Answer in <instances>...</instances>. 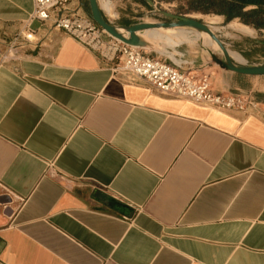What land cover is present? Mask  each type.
<instances>
[{
	"label": "crops",
	"instance_id": "obj_1",
	"mask_svg": "<svg viewBox=\"0 0 264 264\" xmlns=\"http://www.w3.org/2000/svg\"><path fill=\"white\" fill-rule=\"evenodd\" d=\"M32 8L0 0V264H264V110L127 82Z\"/></svg>",
	"mask_w": 264,
	"mask_h": 264
},
{
	"label": "rangeland",
	"instance_id": "obj_2",
	"mask_svg": "<svg viewBox=\"0 0 264 264\" xmlns=\"http://www.w3.org/2000/svg\"><path fill=\"white\" fill-rule=\"evenodd\" d=\"M108 1L111 5L112 15L110 17L104 15L113 24L164 21L165 19L161 14L150 12L165 10L174 14L190 16L209 25L225 47L238 53L243 59L242 62L246 64H255L264 58V28H255L243 23L239 18L227 20L222 14L202 10L201 7L208 8L214 4L211 0H152V6L148 5L145 0ZM82 2L84 11L89 15L87 0H82ZM230 22L245 24L250 27V30L246 33L229 28L227 24ZM26 30L28 31L27 28ZM26 30L22 29V36L25 35ZM181 30L184 32H180ZM158 32L161 35L158 38H153V40L149 39L148 45L144 47L148 54L173 62L182 69H191L195 72L199 82L205 84L207 89L223 96L226 100L232 99L231 108L263 112L264 76L248 77L220 68L211 60L209 54V51H212L220 55V50L213 48L198 31L192 28L160 29ZM162 36H170L172 43L164 44L166 42ZM30 40H34V38L31 37ZM20 43L16 39V46L13 48L8 44L3 57L13 59Z\"/></svg>",
	"mask_w": 264,
	"mask_h": 264
},
{
	"label": "built area",
	"instance_id": "obj_3",
	"mask_svg": "<svg viewBox=\"0 0 264 264\" xmlns=\"http://www.w3.org/2000/svg\"><path fill=\"white\" fill-rule=\"evenodd\" d=\"M70 2L33 0V8L25 20L26 28L34 23L50 22L53 28L95 52L114 74L127 82H146L153 91L164 96L221 109L233 105L232 99L226 100L207 89L191 69L185 70L173 62L153 57L143 47L129 45L109 35L80 6L73 8ZM15 43L16 38L8 44L13 48Z\"/></svg>",
	"mask_w": 264,
	"mask_h": 264
},
{
	"label": "water",
	"instance_id": "obj_4",
	"mask_svg": "<svg viewBox=\"0 0 264 264\" xmlns=\"http://www.w3.org/2000/svg\"><path fill=\"white\" fill-rule=\"evenodd\" d=\"M150 6L152 0H145ZM89 15L91 19L106 33L118 38L119 40L133 46L146 47L148 42L144 40L140 33L148 29H165V28H192L198 32L206 33L209 38L216 43L220 50V55L209 51L211 60L220 68L246 76H264V58L255 64L237 63L229 55L228 49L217 35L203 22L190 16L174 14L165 10H154L150 13H159L164 17V21H140L132 24H113L110 22L101 10L98 0H87ZM109 206L122 214H129L131 208L127 205L107 197L104 200Z\"/></svg>",
	"mask_w": 264,
	"mask_h": 264
},
{
	"label": "trees",
	"instance_id": "obj_5",
	"mask_svg": "<svg viewBox=\"0 0 264 264\" xmlns=\"http://www.w3.org/2000/svg\"><path fill=\"white\" fill-rule=\"evenodd\" d=\"M214 4L210 7H201L202 10L222 14L227 20L239 18L243 23L264 28V10L260 8L264 5V0H211ZM255 5V8L243 10L246 5ZM262 18V20H261Z\"/></svg>",
	"mask_w": 264,
	"mask_h": 264
},
{
	"label": "bare ground",
	"instance_id": "obj_6",
	"mask_svg": "<svg viewBox=\"0 0 264 264\" xmlns=\"http://www.w3.org/2000/svg\"><path fill=\"white\" fill-rule=\"evenodd\" d=\"M98 4H99V6H100V8H101V10L103 11V13L107 16V17H110L111 15H112V10H111V5H110V3H109V1L108 0H98ZM113 17V16H112ZM212 31H213V29L209 26V25H207ZM227 27H229V28H232V29H236V30H239V31H241V32H246V33H248L249 32V30H250V27H248L247 25H245V24H242V23H235V22H230V23H228L227 24ZM161 28H159V29H148V30H144V31H142L141 33H140V36L144 39V40H146L148 43H149V39H152L153 40V38H158L161 34H159V32H158V30H160ZM171 29H174V28H165L164 30H171ZM248 31V32H247ZM180 32H184V31H180ZM195 32V31H194ZM199 34L201 35V36H203V38L209 43V44H211V46L213 47V48H218L217 47V45H216V43L215 42H213L210 38H209V36L206 34V33H204V32H199ZM146 35V36H145ZM148 37V38H147ZM163 38H164V40H165V42L166 43H164V44H169V43H172V39H171V37L170 36H162ZM151 40V41H152ZM156 41V40H155ZM155 43V42H154ZM228 52H229V55H230V57L235 61V62H237V63H242V61H243V59H242V57L238 54V53H236V52H232V51H230V50H228Z\"/></svg>",
	"mask_w": 264,
	"mask_h": 264
}]
</instances>
